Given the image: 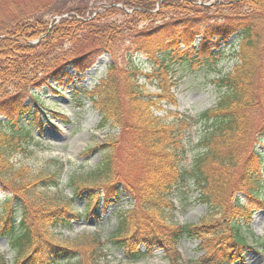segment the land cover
<instances>
[{
    "label": "trees",
    "instance_id": "trees-1",
    "mask_svg": "<svg viewBox=\"0 0 264 264\" xmlns=\"http://www.w3.org/2000/svg\"><path fill=\"white\" fill-rule=\"evenodd\" d=\"M101 7L88 19L87 7L71 0H0V115L18 112L0 119V238L13 254L9 259L0 250V264H125L111 260L107 248L123 249L128 264L155 248L168 264H181L176 246L184 238L203 240L204 254L194 264L242 260L251 247L249 222L255 208H264V0H110ZM117 12L125 16L122 22L107 20ZM55 16L59 23L51 27ZM143 21L149 24L140 27ZM43 34L47 51L64 39L67 47L18 62L30 50L20 43ZM235 35L236 63L216 80L222 89L216 104L195 115L168 108L177 106L173 65L193 60L189 50L196 43L195 55L206 58ZM105 54L112 58L106 74L82 93L98 111L100 128L120 130L98 146L100 163L87 171L67 173L58 163L53 172L25 173L28 168L14 161L28 151L36 138L33 127L44 116L27 110L24 97L40 106L37 89L52 87L50 78L71 81ZM137 55L151 59L152 69L145 71ZM28 73L40 74L31 78L35 84ZM10 83L13 92L6 88ZM197 125L199 136H188ZM125 142L129 149L120 152ZM132 162L136 176L122 167ZM186 188L207 207L197 224L175 219V197ZM123 191L134 199L133 208L118 211L106 238L97 231L75 240L58 237L59 228L81 218L75 199L86 194L83 214L100 220L98 207L119 201Z\"/></svg>",
    "mask_w": 264,
    "mask_h": 264
},
{
    "label": "rangeland",
    "instance_id": "rangeland-1",
    "mask_svg": "<svg viewBox=\"0 0 264 264\" xmlns=\"http://www.w3.org/2000/svg\"><path fill=\"white\" fill-rule=\"evenodd\" d=\"M110 0H71L72 4L87 7L86 17L88 19L94 17L98 12L103 9L101 6L106 5ZM127 9V8H125ZM131 12V9H127ZM93 14L90 15V13ZM68 16V14H66ZM124 15L120 12L108 17L107 20L113 22H122ZM57 17L55 16L54 19ZM81 18V17H80ZM83 19V18H81ZM85 19V18H84ZM51 24V27L58 22ZM149 24L148 21L140 23V27H146ZM45 36H37L29 39L28 42L20 43L24 48H30L29 51L22 53L23 59L19 58L18 62L32 58L37 59L40 55V59L48 58L53 54H58L67 47L63 45L61 41L54 49L46 50L44 47ZM2 38V36H0ZM238 36L235 35L230 41L225 44H221L218 48H212L208 53L210 57H201L195 55L193 48H198V43L194 47L190 48L189 52L194 55V59L189 62L186 61L181 64L173 65V74L176 85L174 91L177 98V106H171L173 110H178L183 113L196 114L203 110L213 107L221 94L222 89L219 87L216 80L226 73L233 70L236 63L234 51L237 49L234 42L238 43ZM46 53V55H44ZM210 53H214L213 56ZM52 54V55H53ZM51 55V56H52ZM39 58L37 60H39ZM199 58V60H197ZM112 61L109 54L101 56L97 63H95L90 69L82 74H75L71 81L63 80L60 82H53L50 78L49 81L53 82L52 87L43 86L37 89V92L42 93L39 101L43 104L41 111L44 118L42 124L33 127V134L35 140L31 141L30 147L27 152L19 155L15 159V163L18 165L26 166L28 169L25 173L38 174L49 173L57 169L58 163L64 164V170L67 173L80 170H89L96 167L102 158L103 152L98 146L102 143L103 139L111 138L119 134L117 127H106L100 129L99 124L101 118L98 111L94 108L88 95H84L86 90L94 88L96 83L106 74L107 65ZM136 61L142 66L145 71L152 69L154 62L144 55H137ZM21 64V63H19ZM26 65V64H25ZM28 67V64L26 65ZM24 68V66H23ZM9 71V70H7ZM40 74L28 73L27 80L32 82L31 78H37ZM11 82V81H9ZM7 81L5 82V84ZM0 82V86H1ZM9 88V92H13L15 86L10 83L6 88ZM38 88V87H35ZM150 91H155L154 87L147 88ZM57 90V91H55ZM24 104L30 105L29 109L35 111V105L33 104L29 95L24 97ZM24 107V106H23ZM39 107V106H37ZM37 109V108H36ZM32 112V113H33ZM17 113H12L10 116L0 115V119H10L16 117ZM27 113H25L26 115ZM14 120H17L15 118ZM201 125L195 126L189 131L188 136L197 138L200 134ZM264 144V139L262 141ZM125 142L120 148V152L125 148L129 149L130 144ZM258 149L259 145L257 143ZM92 149V152L86 153L87 150ZM131 152V150H130ZM193 152L188 155V159H191ZM120 163V162H119ZM129 167L126 163L122 167H128L134 176L137 175L138 169L135 162ZM25 167V168H26ZM66 175L64 179L66 180ZM262 196L264 197V170L262 172ZM67 193H71V190L67 188ZM178 209L176 212V221L179 223H199L207 215V207L203 204L196 203L195 194L192 190L186 188L183 191L178 192ZM4 193L0 190V201L4 197ZM119 201L114 202L108 208H102L100 205L98 208L102 210L100 214L102 218L100 220L95 219V216L81 215L80 219H75L71 228H59L57 233L60 239L75 240L87 232L97 231L105 238L116 227L117 213L119 210L131 209L134 205V199L129 196L125 191L120 195ZM42 204H46L41 201ZM87 204L86 194L74 200V205L77 209L75 212L81 213L85 205ZM99 212V211H98ZM250 227L247 234H250L248 239L252 248H247L244 252L243 259L234 262L233 264H264V247L257 245L256 240L264 241V208H255L253 216L249 222ZM57 237V239H59ZM223 236L219 235L217 240L222 239ZM59 239V240H60ZM253 239V240H251ZM216 240V241H217ZM203 240H190L182 239L178 245V249L182 253L183 263L181 264H194L199 256L204 254L199 248ZM0 249L4 251L9 259H12V251L8 247L6 240L0 238ZM108 257L111 260H122L125 264H128V258L124 254V250L120 248H107ZM136 264H168V260L165 258L163 251L159 248H155L153 252L144 256Z\"/></svg>",
    "mask_w": 264,
    "mask_h": 264
}]
</instances>
